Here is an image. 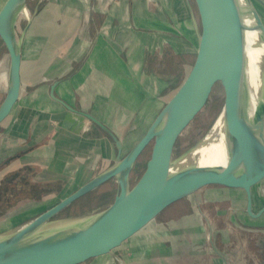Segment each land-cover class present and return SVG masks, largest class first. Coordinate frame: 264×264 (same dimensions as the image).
I'll return each instance as SVG.
<instances>
[{
    "label": "crops",
    "instance_id": "1",
    "mask_svg": "<svg viewBox=\"0 0 264 264\" xmlns=\"http://www.w3.org/2000/svg\"><path fill=\"white\" fill-rule=\"evenodd\" d=\"M31 14L23 29L22 95L0 130V155L7 156L0 167V217L21 196L47 210L129 152L140 140L128 149L132 130L147 131L198 49L193 0H37ZM37 17L46 20L32 43ZM43 52L53 53L50 62L34 59ZM170 64L179 69L165 68ZM53 197L61 198L49 204ZM184 205L185 211L158 219ZM162 213L115 254L84 264H264V234L248 221L238 190L198 192Z\"/></svg>",
    "mask_w": 264,
    "mask_h": 264
},
{
    "label": "water",
    "instance_id": "2",
    "mask_svg": "<svg viewBox=\"0 0 264 264\" xmlns=\"http://www.w3.org/2000/svg\"><path fill=\"white\" fill-rule=\"evenodd\" d=\"M198 15V49L192 67L175 94L159 111L145 134L108 169L99 173L30 221L0 234V264H84L115 250L175 202L202 191L238 190L250 224L264 234V153L254 144L260 105L248 110L246 30L239 0H193ZM264 43V21L253 0H244ZM26 10L27 13L23 12ZM32 21L28 0H5L0 7V41L6 50L8 83L0 103V130L22 95V41L17 24ZM264 77V74H263ZM224 93L223 117L228 150L226 164L177 167L175 150L208 105L214 90ZM264 94V79L263 89ZM53 96H57L53 93ZM71 110L77 111L63 102ZM86 115L96 122L94 116ZM100 123V122H99ZM121 147V143H118ZM199 143L182 158L187 157ZM146 166L135 182L132 175L145 150ZM116 179L118 191L106 207L53 224L72 203Z\"/></svg>",
    "mask_w": 264,
    "mask_h": 264
},
{
    "label": "rangeland",
    "instance_id": "3",
    "mask_svg": "<svg viewBox=\"0 0 264 264\" xmlns=\"http://www.w3.org/2000/svg\"><path fill=\"white\" fill-rule=\"evenodd\" d=\"M1 1L2 0H0V2ZM253 1L256 5L257 9L259 10V12L263 18V21H264V0H253ZM36 6H37V0H28V9H29L30 14L33 13ZM44 20H46V19H44L43 17H37L36 27L33 26L32 33L29 36V38H30L29 40H31L32 43H34V40H38V38L40 37V35H37L36 33L39 32V28H38V26L40 25L39 22L44 21ZM27 22L28 21H27L26 17L24 15H21V17L18 21V24H17V31H18L19 35L21 34V31L25 28ZM52 36H55V33H52ZM258 41L261 42L260 37H259ZM5 52H6V50L0 41V103L4 99L5 91H6L5 69L7 67V65H6L7 59L5 56V54H6ZM52 56H53L52 52H48V53L43 52L41 55L40 54L36 55V57H34V59L38 62L39 61H45L46 59H49V62H50L52 60V59H50V58H52ZM170 60H171V62L174 61L173 58ZM175 67H176L175 65L170 64V65H167L165 68L170 70V69H173ZM177 69H179V66L176 67L175 70H177ZM263 74H264V53L260 57V92L261 93H262V89H263V79H264ZM186 75H187V72H184L180 76V78L183 79ZM182 79H180L179 81L176 82V84H175L176 89L178 88V86L182 82ZM174 91L175 90L172 88L170 90V92L165 95L164 98L160 99L159 107H161L163 105L162 103H165V101H167L171 97V94ZM145 106H146V109L147 110L149 109L148 111L150 112L151 105L146 104ZM223 108H224V93H223L222 88L220 86H217L214 90V93H213L208 105L206 106L204 111L200 114V116L196 119V121L192 124V126L183 135V137L181 138V140H180V142H179V144L175 150L174 159L178 164L177 167H183V166L190 165V164L200 163L201 155L197 151L191 152L185 158H182V157L190 149H192L193 147H195L199 143H204L207 140L206 139L207 135L211 132L215 123L217 122L219 117L222 115ZM151 109H153V108H151ZM145 131H146V126L141 127V128L138 127V128H135L132 130L130 136H128V139H127L128 140V149L131 148L134 145V143L141 138V136L145 133ZM150 152H151V147H148L145 150V152L142 154V156L140 157L139 161L147 162V160L150 156ZM4 156L5 157L0 155V167L1 166L3 167V165L5 164L7 156H6V154H4ZM142 171H138V172L134 171L133 172L132 182H135L137 180V178L140 176ZM1 174H2V172H1ZM4 185H6V184H4ZM117 185L118 184H117L116 179H112V180L104 183L103 185H101L100 187H98L97 189L92 191V193H90L89 195L75 201V203H73V205L69 209L63 210L59 216H56L54 218L53 224L60 223V222H63V221H66V220H69L72 218H76L79 216H83V215L91 213L92 211H94L96 209L106 207V206H104L105 203L110 201L114 197V195L117 193V191H118ZM77 187L78 186H75L72 190L65 192L64 196H67L68 194H70ZM262 190L264 191V182L262 184ZM4 194L5 193H3V194L0 193V197L4 196ZM60 198L61 197H55V198L53 197L52 200L49 201V204L55 203ZM46 202L47 201H44V202H42V204L46 203ZM39 203L41 204V202H39ZM37 206H38L37 203H36V205H33L27 199L23 198V196H21L20 199L14 201V202L9 201V207L10 208L8 210L4 209V211L6 213L4 212L5 214L2 215V217H0V234H2V232L4 233V231L8 232L10 230H14L15 228H17V227L25 224L26 222L30 221L31 219H33L35 216L39 215L42 211H44L46 209V208H43L40 206L37 207ZM185 206L186 205H184V207H178V208L176 207L177 209H174L175 208L174 207L170 211H166V212L162 213V215H160L158 219L162 220V219L171 218V216L176 214L177 212L185 211V209H186ZM90 264H112V263L109 259H100V260L93 261Z\"/></svg>",
    "mask_w": 264,
    "mask_h": 264
},
{
    "label": "bare ground",
    "instance_id": "4",
    "mask_svg": "<svg viewBox=\"0 0 264 264\" xmlns=\"http://www.w3.org/2000/svg\"><path fill=\"white\" fill-rule=\"evenodd\" d=\"M240 8L246 30L247 49V77L248 86V110L252 115L256 106L260 105V116L255 128L254 144L259 145L264 153V94L260 92V57L264 53V43L259 42V31L256 29V20L252 11L239 0ZM23 12L27 13L24 9ZM8 83V82H7ZM207 140L200 144L195 151L201 155L200 163L203 165L226 164L228 161V150L225 140V125L223 113L215 123Z\"/></svg>",
    "mask_w": 264,
    "mask_h": 264
},
{
    "label": "trees",
    "instance_id": "5",
    "mask_svg": "<svg viewBox=\"0 0 264 264\" xmlns=\"http://www.w3.org/2000/svg\"><path fill=\"white\" fill-rule=\"evenodd\" d=\"M145 166H146V162L138 161L137 164H136V166H135L134 171H136V172L142 171V170H144ZM90 193H92V192H90ZM90 193L86 194L85 196L89 195ZM85 196H83V197H85ZM83 197H81V198H83ZM114 197H115V195H114ZM114 197L110 201L106 202L104 206L109 205L113 201ZM72 205H73V203L70 206H68L66 209H69ZM59 215H60V213L57 216H59Z\"/></svg>",
    "mask_w": 264,
    "mask_h": 264
}]
</instances>
